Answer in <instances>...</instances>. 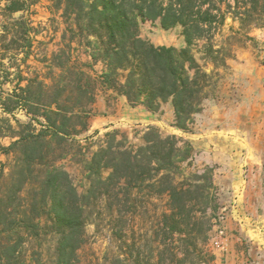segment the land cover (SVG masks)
I'll list each match as a JSON object with an SVG mask.
<instances>
[{
	"label": "trees",
	"instance_id": "obj_1",
	"mask_svg": "<svg viewBox=\"0 0 264 264\" xmlns=\"http://www.w3.org/2000/svg\"><path fill=\"white\" fill-rule=\"evenodd\" d=\"M52 1L56 9L63 8L70 21L71 42L77 41L78 52L84 48L88 59L82 62L65 50L46 56L51 70L61 69L49 83L36 69L31 71L28 62L41 27L32 18L40 0H0V110L4 114L0 115V154L16 153L13 175H4L0 161V264H44L24 253L25 243L40 235L43 212L59 234L57 264H73L85 225L86 197L97 195L98 185L107 182L125 179L132 191L168 193L173 210L168 218L188 212L196 223L208 219V210L218 207L210 169L189 185L181 181L184 163L191 164L195 148L182 136L164 135L155 125H147L142 143L131 142L127 131L120 129L106 133V145L94 153L90 168H110L111 173L106 180L94 179L88 195L79 194L68 173L56 166L42 170L44 175L28 174L52 161L53 141L63 143L90 129L89 117L100 92L123 95L130 105H144L156 113L170 101L173 126L190 131L205 99L213 95L217 75L197 57V42L204 41L208 58L216 65L223 60L224 65L213 40L227 15L232 13L244 25L264 22V0ZM18 12L20 16L15 15ZM145 20H159L164 28L181 25L186 45H155L141 36ZM6 83L11 84L10 91L4 88ZM19 111L27 121L18 116ZM5 137L12 139L9 145L2 144ZM200 179L206 183L200 185ZM31 181L37 184L34 200L24 208L22 191ZM198 211L201 216L195 217Z\"/></svg>",
	"mask_w": 264,
	"mask_h": 264
},
{
	"label": "rangeland",
	"instance_id": "obj_2",
	"mask_svg": "<svg viewBox=\"0 0 264 264\" xmlns=\"http://www.w3.org/2000/svg\"><path fill=\"white\" fill-rule=\"evenodd\" d=\"M63 11L53 7L52 0H40L32 14L35 25L41 27L28 62L33 66L31 71L36 69L49 83L61 69L55 66L51 70L46 56L52 58L65 50L82 62L88 59L84 48L78 52L77 41L71 42L70 21ZM140 29L141 36L155 45H186L181 25L164 28L159 20H145ZM213 42L216 49H221L219 57L225 64L219 60L216 65L203 51L204 41L197 42V57L217 75L213 95L205 99L203 110L195 115L192 129L172 127L173 122L167 119L168 107L174 109L170 101L158 112L165 114L164 120L149 125L157 126L164 135L177 134L191 143L211 140L208 150L194 147V158L191 164L184 163L180 180L189 185L209 168L217 209H209L208 219L198 223L188 212L168 218L173 213L168 193L132 191L125 179L97 183L98 194L85 200V225L73 264H264V248L258 243V238H264V22L244 25L229 13ZM5 61L8 66L9 60ZM10 70L13 72L15 67ZM11 87L10 83L4 85L7 91ZM0 115H4L1 110ZM173 115L175 118V112ZM18 116L28 120L23 111ZM89 121L87 132L63 143L53 141L52 161L36 166L28 175H42L49 165L56 166L68 173L79 194L88 195L94 179L106 180L111 173L110 168H90L94 153L106 145V133L120 129L127 131L131 142L142 143L148 125L132 113L127 102L105 97L101 92ZM11 141L9 137L1 139L4 145ZM0 161L4 175H13L16 153H1ZM205 183L200 179V185ZM36 186L31 181L22 191L24 208L33 203ZM192 208L190 205L188 211ZM43 214L40 235L25 243L24 253L44 264H57L59 234L52 229L49 215ZM200 216L198 211L195 217Z\"/></svg>",
	"mask_w": 264,
	"mask_h": 264
},
{
	"label": "crops",
	"instance_id": "obj_3",
	"mask_svg": "<svg viewBox=\"0 0 264 264\" xmlns=\"http://www.w3.org/2000/svg\"><path fill=\"white\" fill-rule=\"evenodd\" d=\"M102 94L105 95V97H109V96H114L115 98H118V100H120L122 103L123 102H127V106L132 108V113L135 115H139L140 120L145 121L146 124H150V123H154V124H160L164 118H165V114H158L156 112H152L150 110H148L144 105H138V106H132L129 104L127 98L123 95H116L115 93H113L112 91H109L107 93L101 92ZM174 109L171 107H168V116L167 119L171 122H173V118H174ZM172 127L173 123H172ZM186 134V133H185ZM210 139H206L204 141H192L193 145L195 148L201 147L205 150H208L210 146ZM260 244H262L263 246H261L262 248H264V238H258ZM252 242H256V241H252Z\"/></svg>",
	"mask_w": 264,
	"mask_h": 264
}]
</instances>
